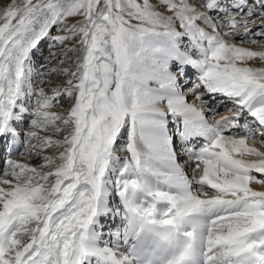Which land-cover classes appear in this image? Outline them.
Masks as SVG:
<instances>
[{
	"label": "snow or ice",
	"instance_id": "6c2138e0",
	"mask_svg": "<svg viewBox=\"0 0 264 264\" xmlns=\"http://www.w3.org/2000/svg\"><path fill=\"white\" fill-rule=\"evenodd\" d=\"M262 149L264 0H0V264H264Z\"/></svg>",
	"mask_w": 264,
	"mask_h": 264
},
{
	"label": "rangeland",
	"instance_id": "374dc122",
	"mask_svg": "<svg viewBox=\"0 0 264 264\" xmlns=\"http://www.w3.org/2000/svg\"><path fill=\"white\" fill-rule=\"evenodd\" d=\"M44 54H45V55L47 54V45H45V48H44ZM220 102H221V101H219V104H220ZM217 103H218V101H217ZM230 107H231L230 104H224L223 107H222V110H220V111H227L226 109H228V108H230ZM258 147H259V145H258ZM262 150H264V149H262ZM189 175L191 176V173H189Z\"/></svg>",
	"mask_w": 264,
	"mask_h": 264
},
{
	"label": "bare ground",
	"instance_id": "6f19581e",
	"mask_svg": "<svg viewBox=\"0 0 264 264\" xmlns=\"http://www.w3.org/2000/svg\"><path fill=\"white\" fill-rule=\"evenodd\" d=\"M215 103H217V102H215ZM224 103H226V101H221L220 102V104H219V101H218V104H216L217 105V110H219L220 111V109L222 110V104H224ZM213 106V105H212ZM221 107V108H220ZM227 110V109H226ZM221 114H229L228 113V111H221ZM189 173H190V171H189ZM258 187V186H257Z\"/></svg>",
	"mask_w": 264,
	"mask_h": 264
}]
</instances>
